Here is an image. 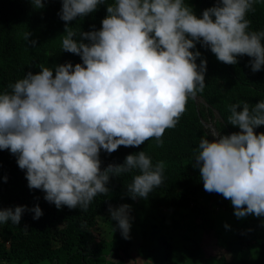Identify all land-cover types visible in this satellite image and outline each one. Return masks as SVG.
Here are the masks:
<instances>
[{"label":"clouds","instance_id":"clouds-1","mask_svg":"<svg viewBox=\"0 0 264 264\" xmlns=\"http://www.w3.org/2000/svg\"><path fill=\"white\" fill-rule=\"evenodd\" d=\"M30 2L44 7L42 0ZM105 3L62 0V49L79 55L82 64L41 65L38 73L29 71L11 84V92L0 93V150L16 156L28 188L43 191L58 210H87L95 196L110 191V177L134 169L140 174L127 187L133 200L147 199L163 183L165 163L153 164L144 151L103 170L99 155L149 139L163 145L165 131L175 128L189 98L205 88L207 62L197 64L201 53L190 51L197 42L222 63L235 65L237 57L247 55L253 72L264 66V31L249 30L246 18L259 0H217L199 18L185 0H113L99 30L68 26ZM78 34L88 43L74 39ZM30 35L24 33V39L34 46ZM229 111V124L240 131L201 138L193 166L204 190L229 200L238 219L259 218L264 216V133L254 129L264 126V100L251 108L237 102ZM25 211L34 213L33 219L43 214L38 205L0 209V224L18 225ZM129 211L127 204L109 206L124 239L130 238Z\"/></svg>","mask_w":264,"mask_h":264},{"label":"trees","instance_id":"trees-1","mask_svg":"<svg viewBox=\"0 0 264 264\" xmlns=\"http://www.w3.org/2000/svg\"><path fill=\"white\" fill-rule=\"evenodd\" d=\"M42 2L44 7L37 9L30 0H0V93L11 92V84L29 71L38 73L41 65L54 69L68 62L82 64L79 55L62 49L66 35L59 16L62 0ZM216 2L185 0L198 18ZM108 3L113 0L67 22L68 26L77 32L99 30ZM253 7L255 11L246 16L249 30L264 31V0ZM26 32L34 46L24 39ZM74 39L88 43L79 34ZM190 51L201 53L197 64L200 59L207 62L205 88L189 98L175 128L165 131L163 145L157 147L155 139H149L139 147L120 146L111 154L101 150L99 155L101 170L123 164L128 154L140 151L153 164L163 161V183L147 199L133 200L127 193L134 176L140 174L134 169L110 177V191L95 196L87 210L66 206L58 210L44 199L43 191L28 188L26 170L18 167L16 156L0 150V209L38 205L43 213L33 219L34 213L25 211L18 225L0 224V264H141L139 260L145 264H264V216L238 219L229 200L204 190L199 168L193 166L200 139H213L209 124L221 135L240 131L228 122L229 105L247 102L251 108L264 100V66L253 72L247 55L237 57L235 65L222 63L199 42ZM254 131L264 133V126ZM124 204L130 205L129 239L122 237L109 213V206ZM207 234H213L220 254L204 256L201 241Z\"/></svg>","mask_w":264,"mask_h":264},{"label":"rangeland","instance_id":"rangeland-1","mask_svg":"<svg viewBox=\"0 0 264 264\" xmlns=\"http://www.w3.org/2000/svg\"><path fill=\"white\" fill-rule=\"evenodd\" d=\"M139 234L141 235L140 232H139ZM210 235H208V234L205 235L203 237L202 241H201V246L203 248V252H204V256L205 257L218 255L222 251L218 246H216L215 238H214L213 234H210ZM138 238L139 237H137L136 242L138 241ZM226 256L229 258V254L228 253H226Z\"/></svg>","mask_w":264,"mask_h":264},{"label":"water","instance_id":"water-1","mask_svg":"<svg viewBox=\"0 0 264 264\" xmlns=\"http://www.w3.org/2000/svg\"><path fill=\"white\" fill-rule=\"evenodd\" d=\"M209 126L213 130V132H216L215 129H214V127L211 124H209Z\"/></svg>","mask_w":264,"mask_h":264}]
</instances>
